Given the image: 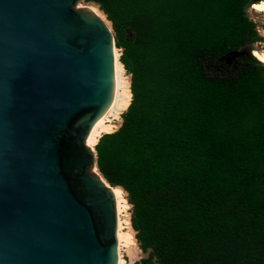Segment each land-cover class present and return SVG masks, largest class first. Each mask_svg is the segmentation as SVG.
<instances>
[{
    "label": "trees",
    "instance_id": "1",
    "mask_svg": "<svg viewBox=\"0 0 264 264\" xmlns=\"http://www.w3.org/2000/svg\"><path fill=\"white\" fill-rule=\"evenodd\" d=\"M111 22L132 100L95 146L131 204L136 264H264L260 0H85Z\"/></svg>",
    "mask_w": 264,
    "mask_h": 264
},
{
    "label": "water",
    "instance_id": "2",
    "mask_svg": "<svg viewBox=\"0 0 264 264\" xmlns=\"http://www.w3.org/2000/svg\"><path fill=\"white\" fill-rule=\"evenodd\" d=\"M115 47L80 0H0V264H117L119 204L87 141Z\"/></svg>",
    "mask_w": 264,
    "mask_h": 264
},
{
    "label": "bare ground",
    "instance_id": "3",
    "mask_svg": "<svg viewBox=\"0 0 264 264\" xmlns=\"http://www.w3.org/2000/svg\"><path fill=\"white\" fill-rule=\"evenodd\" d=\"M86 8H88V10H90L91 12L106 18L104 12L96 3L89 2L86 5ZM252 8L259 12H264V0L253 3ZM108 24L110 23L108 22ZM253 54L256 58L264 63V49H255L253 50ZM114 62L116 76V95L105 112L99 117V119L93 124L91 128L87 141L88 145L92 148L96 146L99 138L104 133L113 132L118 128L119 124L122 121V114L127 110L132 100L130 76L126 72L123 63L120 60V53L116 47L114 49ZM112 191L114 193L115 199L119 204L117 264H124V259L122 258L121 254L122 246L136 244L137 241L133 235V232H131L133 228L129 220L130 218L126 220L122 219L123 210L130 207V203L125 196V191L121 186H112ZM124 229H127V231H124Z\"/></svg>",
    "mask_w": 264,
    "mask_h": 264
},
{
    "label": "rangeland",
    "instance_id": "4",
    "mask_svg": "<svg viewBox=\"0 0 264 264\" xmlns=\"http://www.w3.org/2000/svg\"><path fill=\"white\" fill-rule=\"evenodd\" d=\"M80 3H81L82 8H86V5L89 2H87L85 0H80ZM247 13H248L249 18L253 21V23L255 25V29L260 36V39H258L256 42H254L249 48H247V47L241 48L237 51H234V52H231L230 54H228L225 57V60L232 65L236 64L240 58L246 56L249 52V49H251L252 55H254L253 50L264 49V12H259V11L255 10L254 8H252V5H251L247 9ZM108 22L110 23V21H108ZM109 25H111V23ZM116 48L119 51L120 56H121L122 49L118 48L117 46H116ZM128 75L130 76V74H128ZM120 125H121V123L119 124V126ZM119 126H118V128H119ZM125 196L127 198L126 192H125ZM122 219L123 220L129 219L131 222V204H130V207L125 208L123 210ZM124 231H127V229H124ZM131 232H133V235L135 237L136 232L134 231V229H132ZM128 246L127 245L122 246V250H121L122 258L124 259V264H136L142 258L147 256V254L142 252V250L139 248L138 243L130 244ZM153 264H156V263H153Z\"/></svg>",
    "mask_w": 264,
    "mask_h": 264
}]
</instances>
